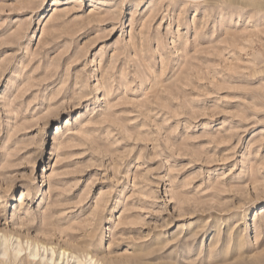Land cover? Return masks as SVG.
Masks as SVG:
<instances>
[{
	"label": "rangeland",
	"instance_id": "obj_1",
	"mask_svg": "<svg viewBox=\"0 0 264 264\" xmlns=\"http://www.w3.org/2000/svg\"><path fill=\"white\" fill-rule=\"evenodd\" d=\"M87 255L264 264V0H0V264Z\"/></svg>",
	"mask_w": 264,
	"mask_h": 264
},
{
	"label": "bare ground",
	"instance_id": "obj_2",
	"mask_svg": "<svg viewBox=\"0 0 264 264\" xmlns=\"http://www.w3.org/2000/svg\"><path fill=\"white\" fill-rule=\"evenodd\" d=\"M16 250V249H15ZM66 249H62V252H65ZM3 252V251H2ZM20 252V251H19ZM3 254V253H2ZM16 254V253H15ZM19 254V253H18ZM33 255V254H32ZM34 256V255H33ZM87 260H85L84 262H80L79 264H98L99 262H96L92 259V256L90 257L89 255H87ZM33 258V257H32Z\"/></svg>",
	"mask_w": 264,
	"mask_h": 264
}]
</instances>
